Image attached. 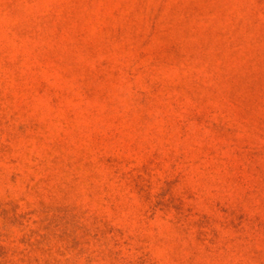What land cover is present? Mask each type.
<instances>
[{"label": "rangeland", "instance_id": "rangeland-1", "mask_svg": "<svg viewBox=\"0 0 264 264\" xmlns=\"http://www.w3.org/2000/svg\"><path fill=\"white\" fill-rule=\"evenodd\" d=\"M0 264H264V0H0Z\"/></svg>", "mask_w": 264, "mask_h": 264}]
</instances>
